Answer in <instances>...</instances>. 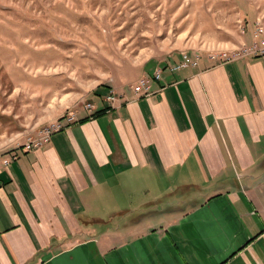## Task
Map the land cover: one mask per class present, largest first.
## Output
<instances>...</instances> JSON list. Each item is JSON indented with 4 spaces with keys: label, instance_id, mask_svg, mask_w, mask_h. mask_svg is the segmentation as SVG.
I'll return each instance as SVG.
<instances>
[{
    "label": "crops",
    "instance_id": "0c3cea01",
    "mask_svg": "<svg viewBox=\"0 0 264 264\" xmlns=\"http://www.w3.org/2000/svg\"><path fill=\"white\" fill-rule=\"evenodd\" d=\"M180 60L0 160V264H264V54Z\"/></svg>",
    "mask_w": 264,
    "mask_h": 264
},
{
    "label": "rangeland",
    "instance_id": "374dc122",
    "mask_svg": "<svg viewBox=\"0 0 264 264\" xmlns=\"http://www.w3.org/2000/svg\"><path fill=\"white\" fill-rule=\"evenodd\" d=\"M258 27L264 0H0V160L103 88L182 52L235 57Z\"/></svg>",
    "mask_w": 264,
    "mask_h": 264
},
{
    "label": "built area",
    "instance_id": "2783aa9c",
    "mask_svg": "<svg viewBox=\"0 0 264 264\" xmlns=\"http://www.w3.org/2000/svg\"><path fill=\"white\" fill-rule=\"evenodd\" d=\"M256 35L259 36H263L262 33L264 32V30L262 29V27H258L256 29ZM258 54H264V37L260 38L259 43L255 42L254 44H251L248 47H245L242 50V53L239 55H258ZM200 54H193V56H190V54L188 52H182L181 53V60L179 61L178 64H175L173 67L174 68H182V67H186V66H190V67H194L197 65L198 60H199ZM211 59L215 58V55L211 54L210 55ZM161 74V69L157 68L155 69L154 73H153V78L158 79L160 77ZM148 81L149 79L147 77H140L136 80V83L134 85V90L136 92H146L147 93V88H148ZM106 99H108L109 101H116L117 100V96L113 91H110L109 94L107 95ZM89 108V110L92 109L90 103L85 105V109ZM75 112L74 111H69V114L66 117V122L68 124L72 123L75 120ZM61 129V123L60 122H54L51 123L50 125H48L43 131L41 136L34 138L33 140L28 141L26 144L23 145V148L26 150L35 148V147H39L42 144L46 143L51 134L55 131H58ZM7 159L3 160V163H7Z\"/></svg>",
    "mask_w": 264,
    "mask_h": 264
},
{
    "label": "trees",
    "instance_id": "16d2710c",
    "mask_svg": "<svg viewBox=\"0 0 264 264\" xmlns=\"http://www.w3.org/2000/svg\"><path fill=\"white\" fill-rule=\"evenodd\" d=\"M99 112V111H98ZM100 113V112H99Z\"/></svg>",
    "mask_w": 264,
    "mask_h": 264
}]
</instances>
